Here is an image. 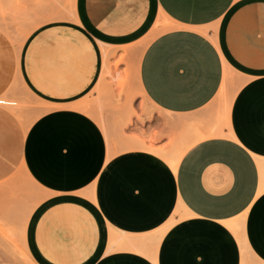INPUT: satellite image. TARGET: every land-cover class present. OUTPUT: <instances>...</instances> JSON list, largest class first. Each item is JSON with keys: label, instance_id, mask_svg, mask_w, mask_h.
Wrapping results in <instances>:
<instances>
[{"label": "crops", "instance_id": "obj_1", "mask_svg": "<svg viewBox=\"0 0 264 264\" xmlns=\"http://www.w3.org/2000/svg\"><path fill=\"white\" fill-rule=\"evenodd\" d=\"M160 11L173 27L146 46L138 81L164 118L138 125L134 143L183 147V122L198 117L203 132L217 117L206 111L225 66L243 82L222 124L229 136L194 143L175 171L144 150L109 158L94 118L72 108L101 73L100 45L145 38ZM16 28L28 32L24 55L36 57L32 87L49 104L71 107L43 113L16 136L43 194L25 231L36 264H240L226 224L241 217L249 249L264 262V0H0V96L18 68ZM12 118L0 111L6 162L14 160ZM11 170L0 165V178ZM114 231L142 250L107 252Z\"/></svg>", "mask_w": 264, "mask_h": 264}, {"label": "rangeland", "instance_id": "obj_2", "mask_svg": "<svg viewBox=\"0 0 264 264\" xmlns=\"http://www.w3.org/2000/svg\"><path fill=\"white\" fill-rule=\"evenodd\" d=\"M157 27L160 28L157 30ZM155 28L157 30L156 32L154 30ZM170 28H172V26L170 27L169 22L157 15L153 31L145 38L123 48H114L108 57L110 75H105L101 83L99 73L94 87L84 94L83 98L76 103L85 105V108H88V103L92 110H97L95 102L100 99L99 101L102 105L103 114L107 118L105 123L109 128L113 126L111 128V135H114L115 138H118L117 134L120 129H122L121 135L123 137L131 138V136H134L133 133L138 125L144 126L146 122L154 118L159 119V121L163 120L164 114L154 108L150 102L146 101L142 96L138 88L137 69L143 50L140 49V45H148L153 38ZM11 35H20L25 38L28 36V32L16 28ZM21 44L22 51L20 57L17 54L18 68H21V78L18 76L17 68L13 83L4 93L9 96V100L16 103V106H11L13 108L11 109L10 106L0 105V111L6 112L13 117L11 131L14 133L12 137L15 135V137L12 138L13 143L8 146V150L11 152L7 154L8 157H14V160H10L11 162L8 160V162H6L4 154L0 153V165H7L12 168L11 176L0 178V210L15 212L18 216L11 227L14 230H6V234L11 238L12 247L24 253V244L19 229L22 223L21 218L31 213L34 206L43 198V194L40 187L33 180L28 178L22 168V162L19 158L20 147L16 136L19 133L24 136L27 126L31 122L33 123L38 116L43 113L70 109L71 107L70 104H49L37 94V91L32 87L30 82V72L33 71L36 74L37 71L36 68H31L35 65L31 64L36 60V57H28L27 55L26 57L24 53L27 41L21 39ZM99 71L101 72L102 68H99ZM125 114L129 115V118L126 119L127 123L124 119ZM125 123L126 125L122 126ZM6 181L10 183L8 186L3 185ZM249 264L256 263L249 260Z\"/></svg>", "mask_w": 264, "mask_h": 264}, {"label": "bare ground", "instance_id": "obj_3", "mask_svg": "<svg viewBox=\"0 0 264 264\" xmlns=\"http://www.w3.org/2000/svg\"><path fill=\"white\" fill-rule=\"evenodd\" d=\"M159 16L166 19V16L160 11ZM170 24V23H169ZM173 27L172 24H170V27ZM160 27H157V30ZM155 32L157 31L156 28L154 29ZM13 45L15 46V49L17 50V54L20 57L21 51H22V44H21V38L23 39L22 36L20 35H11L10 36ZM147 44H142L140 45V49L142 50V53L145 49ZM101 46V52H102V71L100 73V82L102 83V78L106 75H110V70H109V55L112 53L113 50H107V48L104 45ZM142 55V54H141ZM141 59V57H140ZM18 76L21 78V68H18ZM139 75V65L137 69V79ZM114 79V78H113ZM243 82L241 79L236 77L233 72L225 66L224 70V75H223V80L221 87L216 94L215 98L213 99L211 105L208 107L206 111V115H208L210 112L212 113L214 110H218L217 117L214 119V121L205 129L203 132L197 129V124H198V117H193L191 120L188 122H183V126H185V131L187 133V136H189L188 142L183 146L179 147L177 149H174L169 152H165L161 150L160 148H155V147H149L146 146L143 142L140 143H134L133 140H138L137 137H126L124 138L121 134L122 129H120L117 134L118 138H115L114 135H111V126L110 128L107 126L105 123L106 120L103 119V111H102V105L100 103V99H98L96 103L97 105V110H92L91 106L87 103L88 108H85V105L77 104L74 107H72L75 110L81 111L90 117L94 118L95 123L99 127V129L102 131L103 136L106 141L107 145V150L109 154V158L112 157L113 155L119 153V152H124L128 150H144L147 152H150L156 156L161 157L166 164L173 170L175 171L176 166L182 157V155L185 153V151L194 143L211 137V136H229L228 134H224L222 132L223 125L225 124L228 113L231 107L232 100L237 93L239 87L241 86ZM138 88L142 94V96L148 101V99L145 97V94L143 93L139 81H138ZM8 95L3 94L0 96V105L2 106H10L11 109H13L11 106H16V103L12 100L8 99ZM149 102V101H148ZM151 104V103H150ZM130 112V111H129ZM39 117V116H38ZM129 118V115L125 114V122L126 119ZM166 119L171 118L169 114H166ZM182 121H179V124ZM127 123V122H126ZM126 123L122 126H125ZM32 122L27 126L25 131L31 126ZM117 131V130H116ZM22 168L24 169L26 175L30 180H33L30 175L27 173V171L24 168V165L22 164ZM9 181V180H8ZM6 181L3 185L8 186L10 183ZM39 202L37 203V205ZM35 205L34 208L37 206ZM33 211V210H32ZM31 211V212H32ZM30 214H27L23 216L22 223L20 224V234L23 240L24 244V253H21L18 250H15L12 245H11V238L6 234V230L12 231L11 227L14 224V220L18 218V216L15 214V212L12 211H2L0 210V264H36L35 261L30 257L29 252L27 250L26 242H25V231L26 227L29 221ZM243 217L230 221L226 225L227 227L235 234L239 247H240V264H249V260L255 262L256 264H264V262L260 261L249 249L245 238L243 236ZM130 240V237H128L125 234H120L117 232H112L109 238V249L107 252L115 251L117 249H129L133 251H141V245L140 243L136 244V246H126L125 243ZM126 247V248H125Z\"/></svg>", "mask_w": 264, "mask_h": 264}]
</instances>
